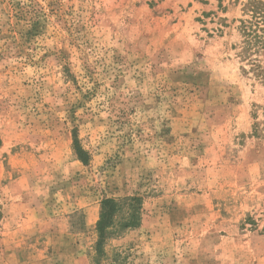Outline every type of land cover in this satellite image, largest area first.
Listing matches in <instances>:
<instances>
[{"label": "rangeland", "instance_id": "obj_1", "mask_svg": "<svg viewBox=\"0 0 264 264\" xmlns=\"http://www.w3.org/2000/svg\"><path fill=\"white\" fill-rule=\"evenodd\" d=\"M244 2L0 0V264H92L101 199L128 195L101 264H264Z\"/></svg>", "mask_w": 264, "mask_h": 264}, {"label": "trees", "instance_id": "obj_2", "mask_svg": "<svg viewBox=\"0 0 264 264\" xmlns=\"http://www.w3.org/2000/svg\"><path fill=\"white\" fill-rule=\"evenodd\" d=\"M236 30L240 36L236 55L241 62L246 61L256 77H264V0H245ZM244 71V69H243ZM73 146L79 160L87 163V153L74 139ZM141 198L137 195L124 197H104L100 201L98 218L95 223L97 240L91 257L92 264H101L106 258L105 245L108 239L120 236L128 229L140 224ZM113 258L114 264H123L118 254Z\"/></svg>", "mask_w": 264, "mask_h": 264}]
</instances>
